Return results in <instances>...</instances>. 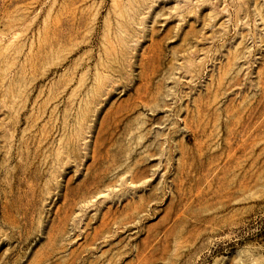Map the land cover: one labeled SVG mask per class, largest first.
<instances>
[{
  "label": "rangeland",
  "instance_id": "1",
  "mask_svg": "<svg viewBox=\"0 0 264 264\" xmlns=\"http://www.w3.org/2000/svg\"><path fill=\"white\" fill-rule=\"evenodd\" d=\"M0 264H264V0H0Z\"/></svg>",
  "mask_w": 264,
  "mask_h": 264
}]
</instances>
